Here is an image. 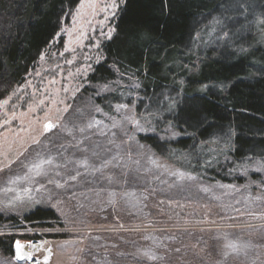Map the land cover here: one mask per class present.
I'll use <instances>...</instances> for the list:
<instances>
[{
  "label": "rangeland",
  "instance_id": "1",
  "mask_svg": "<svg viewBox=\"0 0 264 264\" xmlns=\"http://www.w3.org/2000/svg\"><path fill=\"white\" fill-rule=\"evenodd\" d=\"M122 1L81 0L62 48L0 102V235H17L0 264H264V160L236 170L241 184L203 180L136 141L151 129L134 104L95 107L92 94L132 79L78 94ZM36 207L57 219L24 223ZM37 240L38 261H20L16 242Z\"/></svg>",
  "mask_w": 264,
  "mask_h": 264
},
{
  "label": "trees",
  "instance_id": "2",
  "mask_svg": "<svg viewBox=\"0 0 264 264\" xmlns=\"http://www.w3.org/2000/svg\"><path fill=\"white\" fill-rule=\"evenodd\" d=\"M80 1L0 0V102L51 46L62 48L60 31ZM98 50L78 94L117 75L132 79L91 99L110 115L134 104L152 130L134 138L159 157L203 180L238 184V168L264 160V0H123ZM56 219L41 207L23 217L36 227ZM16 239L0 235V250L12 255Z\"/></svg>",
  "mask_w": 264,
  "mask_h": 264
},
{
  "label": "bare ground",
  "instance_id": "3",
  "mask_svg": "<svg viewBox=\"0 0 264 264\" xmlns=\"http://www.w3.org/2000/svg\"><path fill=\"white\" fill-rule=\"evenodd\" d=\"M21 248L18 250L15 245L16 254L19 251V254L23 256V259L20 261H27V262H36L38 261L35 257V254L41 251L44 248V243L40 240L32 241V242H19Z\"/></svg>",
  "mask_w": 264,
  "mask_h": 264
},
{
  "label": "snow or ice",
  "instance_id": "4",
  "mask_svg": "<svg viewBox=\"0 0 264 264\" xmlns=\"http://www.w3.org/2000/svg\"><path fill=\"white\" fill-rule=\"evenodd\" d=\"M50 127H51V125H46V128H50ZM16 247H17L18 250L21 248V245H20L19 241L16 242ZM17 257L20 258V259L24 258L23 256H21L19 254V251L17 252Z\"/></svg>",
  "mask_w": 264,
  "mask_h": 264
}]
</instances>
